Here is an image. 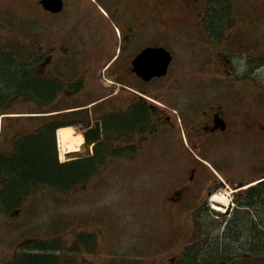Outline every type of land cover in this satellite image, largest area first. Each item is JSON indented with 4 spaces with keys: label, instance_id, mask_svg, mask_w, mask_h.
Returning a JSON list of instances; mask_svg holds the SVG:
<instances>
[{
    "label": "flooded vegetation",
    "instance_id": "1",
    "mask_svg": "<svg viewBox=\"0 0 264 264\" xmlns=\"http://www.w3.org/2000/svg\"><path fill=\"white\" fill-rule=\"evenodd\" d=\"M32 1L38 21L51 22L57 35L49 41L50 47L41 48L37 75L57 79L59 89L52 103L72 99L76 109L69 121L54 123L69 125L81 135L93 136L100 129L101 138L92 144L91 154L71 160L92 159L93 170L65 196L86 195L88 184L113 169H132L136 174L152 168L157 163L154 150L160 144L172 147L184 169L165 186L161 197L146 203L147 211L162 215L165 222L154 236L155 243L142 253L117 260L109 257L110 243L115 244L113 218L104 211L96 220L90 216L79 220L75 213L72 227L54 231L42 241L26 238L13 244L11 256L2 257L1 264L17 263L37 242L49 245L41 253L54 255L57 264L264 261V253L254 254L253 244L242 239L240 245L227 241L236 250L226 256L220 250L222 241L231 238L233 226H238L239 214L248 212L252 189L264 184V173H252L264 171V0H59L62 6L57 12L46 8L50 2ZM66 26L73 29L63 35ZM85 26L93 32L87 33ZM188 36L203 39L210 53L202 64L213 72L208 81L187 84L178 79L179 71L172 73L177 58L188 51ZM160 49L171 56L167 73L143 77L154 66L145 58L136 65L134 61L145 51ZM4 51L12 62L22 67L29 64L28 53L23 52L21 59L10 49ZM54 57L68 60L69 79L49 74L55 67ZM170 75L176 79L168 81ZM166 88L191 92L177 106L172 96H163ZM194 94L196 98L191 97ZM29 99L24 90L0 99V119L6 114L11 130L30 117L14 112V102L26 104ZM56 112L43 113L44 120L58 116ZM7 135L5 130L0 141ZM19 136L23 134L11 137L1 152L13 153ZM77 151L83 152L81 146ZM227 190L233 195H225ZM44 191L39 186L22 198ZM218 195L230 196L231 202L213 201ZM19 211L7 215L19 216Z\"/></svg>",
    "mask_w": 264,
    "mask_h": 264
},
{
    "label": "rangeland",
    "instance_id": "2",
    "mask_svg": "<svg viewBox=\"0 0 264 264\" xmlns=\"http://www.w3.org/2000/svg\"><path fill=\"white\" fill-rule=\"evenodd\" d=\"M35 10H37V5L32 0H0V51L4 52H0V57L8 58L4 51L7 49H10L11 54L14 52L19 58L22 57L23 52L28 53L29 57H37L41 48L47 49L50 47L49 41L56 40V27L49 21L46 23L39 22ZM85 27L87 33L93 32L92 29ZM70 29L73 28L66 26L62 34L70 33ZM190 32H193L192 28ZM188 39V51L177 58L178 63L173 67L172 73L176 74L179 71L178 79L187 82V84H189L188 82L210 80L209 77L213 75V72H210L208 68H203L202 65L210 54L204 47L203 39L197 36H188ZM54 59L55 67L49 74H52L53 77L69 79L68 60L59 57H54ZM172 73L171 75H173ZM171 75L167 78L168 81L176 79V76L170 78ZM52 81L58 83L57 79ZM162 92L163 96H172L171 102L178 106L186 102V97L190 96L191 90L188 92L187 89L177 88L172 92L171 88H166ZM191 97L196 98L197 95L194 94ZM40 99L42 100L41 103L31 99L26 104L21 103L22 101L14 102L13 105L16 108L14 112L28 113L30 116L24 120L23 125L14 126V129L11 130V121L8 120L6 114L0 119V130H2L0 136L4 134L5 130L7 134H10L6 138L3 137V142L0 141V152L4 151L6 145L10 144V138L16 137L17 134H32L29 139L35 140L34 142L39 144L41 138H37L34 132L43 125L41 118H47L43 116V113L56 110V114H58L56 120L60 122L69 121L74 117L72 112L76 109L72 99L54 103L46 102L49 101L47 98L40 97ZM68 128L73 127L62 129ZM46 135L47 132H45ZM55 137L59 159L61 150L60 147L58 148L60 144L57 142V133ZM172 151V147L163 144L158 145L154 150L155 161L157 162L155 166L142 169L136 174L132 169L110 170L105 177H100L88 184L86 195H79L77 199L57 193L44 186L45 191L42 194L32 195L19 206L9 210L10 212L19 209V216L8 217L7 213L9 212H5L0 205V264L2 257L11 256L9 252L13 249V244L15 245L26 238L42 241L54 231L59 233L72 227V221L75 217H71V214H77L79 220H81L80 217L86 216L96 220L97 217L103 216L104 211L109 213L110 218H113L114 223H116L111 231L113 234L111 240L115 244L110 243L112 251L109 257L114 255L117 260L121 257L132 258L136 253H142L145 246L155 243L156 237L154 236L162 229V223L165 222L162 215L147 211L150 207L146 203L161 197L165 191V186L174 182L177 175L184 169L183 165L180 167L178 159ZM59 162H69V160L67 161L63 157L59 159ZM252 173H258L261 176L264 171ZM228 194L233 195L227 190L225 195ZM230 196H227L228 198L220 195L214 196L213 201L228 204L231 202ZM215 197L225 199V201L214 200ZM208 219L216 220L215 218ZM78 224L80 225L79 222ZM96 258H100V256ZM257 262L264 261L254 259V264Z\"/></svg>",
    "mask_w": 264,
    "mask_h": 264
},
{
    "label": "trees",
    "instance_id": "3",
    "mask_svg": "<svg viewBox=\"0 0 264 264\" xmlns=\"http://www.w3.org/2000/svg\"><path fill=\"white\" fill-rule=\"evenodd\" d=\"M40 55L30 56L29 64L25 67L0 57V99L11 91L24 90L29 98L37 103L42 102L40 97L49 99L46 102H51L59 84L37 75ZM56 117L48 120L41 118L43 125L34 132L37 138H41L39 144L29 139L32 134L23 135L15 142L13 153L0 152V177L3 176L0 181V205L5 212L19 206L24 201L22 197H27L31 190L39 186L68 194L76 181L86 180L88 173L93 170L92 159L77 163L59 162L55 134L56 128L64 125L57 126V123H54L57 121ZM251 194L248 212L239 214L240 222L230 231L231 238L222 241V256L236 250L231 243L240 245L241 239L245 243L253 244L254 254L264 253V184L254 187ZM48 248L49 245L44 242L34 243L30 252L21 255L15 264H57L54 255L41 253Z\"/></svg>",
    "mask_w": 264,
    "mask_h": 264
},
{
    "label": "water",
    "instance_id": "4",
    "mask_svg": "<svg viewBox=\"0 0 264 264\" xmlns=\"http://www.w3.org/2000/svg\"><path fill=\"white\" fill-rule=\"evenodd\" d=\"M45 2L47 3L50 2L52 4L51 6H48L46 8L54 12L59 11V9L62 6L59 0H45ZM148 52L152 53V55H149ZM144 58L146 59V61L150 62L149 64H152V66H154V69L143 73L142 74L143 77L148 79L152 76H162L167 73V68L171 62V56L165 50L160 49L157 51L155 50H151L147 52L145 51L141 56L136 58V60L134 61V64L136 65L138 62H140ZM82 136H83V144L81 145V149L83 150V152L82 151L67 152L65 154V158L67 160L71 161L73 159H77V158H80L86 155H90L92 152L91 151L92 144H94L96 141H98L101 138L100 129L98 128V130L95 132V134H93V136H90L89 133L82 134Z\"/></svg>",
    "mask_w": 264,
    "mask_h": 264
},
{
    "label": "bare ground",
    "instance_id": "5",
    "mask_svg": "<svg viewBox=\"0 0 264 264\" xmlns=\"http://www.w3.org/2000/svg\"><path fill=\"white\" fill-rule=\"evenodd\" d=\"M68 127H70V126H68ZM62 128H66V127H61L57 131H59ZM57 131H56V133H57V136L59 138L58 143L60 144L59 147L61 150L60 158L65 157V154L67 152L77 151L78 148L83 144L82 135L80 133L79 134L75 133L74 128L62 129L59 132H57ZM214 200L225 201V199L218 198V197H215Z\"/></svg>",
    "mask_w": 264,
    "mask_h": 264
}]
</instances>
